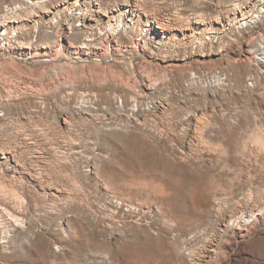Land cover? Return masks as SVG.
<instances>
[{"label":"rangeland","instance_id":"obj_1","mask_svg":"<svg viewBox=\"0 0 264 264\" xmlns=\"http://www.w3.org/2000/svg\"><path fill=\"white\" fill-rule=\"evenodd\" d=\"M75 1L0 0V160L42 234L15 263L264 264V0H92L146 40Z\"/></svg>","mask_w":264,"mask_h":264},{"label":"bare ground","instance_id":"obj_2","mask_svg":"<svg viewBox=\"0 0 264 264\" xmlns=\"http://www.w3.org/2000/svg\"><path fill=\"white\" fill-rule=\"evenodd\" d=\"M76 5L77 0L71 8ZM127 8L126 10H122L120 7L114 10H106L99 4L94 6L92 0H81L80 6L77 7L73 15L80 22H86L89 12H92L93 15H104L105 18L101 25L104 27L102 31L105 34H116V32L119 34L120 31L126 29L131 36L138 34L141 40H146L149 34L154 35L152 21L146 20L145 26L141 29L136 25V22H139L140 14L135 10L134 5L128 4ZM8 21L10 22V20ZM181 21L179 22L182 23V28L189 30L197 29L201 25V21L199 20L184 19V21ZM53 23H56V20H53ZM153 24L156 25V28L162 29V31L163 27L166 26L164 22ZM12 37L13 34L10 31L9 23L7 20H2L0 22V38L8 40L12 39ZM7 167V159L0 160V264H21L15 263L13 258H21L24 254L30 256L33 247L41 242L42 234L40 231H33L29 224L27 215L28 200L24 195L22 179L20 181L18 179L9 180V177H7ZM57 196L59 195L54 193L50 195L52 199H56ZM7 250L10 252H7ZM36 251L39 253L36 264H43L42 246L37 247Z\"/></svg>","mask_w":264,"mask_h":264}]
</instances>
